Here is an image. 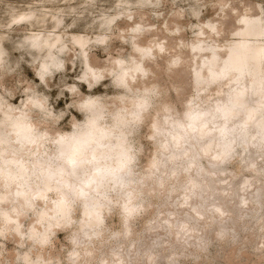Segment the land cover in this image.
<instances>
[{
	"label": "rangeland",
	"instance_id": "rangeland-1",
	"mask_svg": "<svg viewBox=\"0 0 264 264\" xmlns=\"http://www.w3.org/2000/svg\"><path fill=\"white\" fill-rule=\"evenodd\" d=\"M247 21L264 0H0V264H264V55L227 66Z\"/></svg>",
	"mask_w": 264,
	"mask_h": 264
},
{
	"label": "bare ground",
	"instance_id": "bare-ground-1",
	"mask_svg": "<svg viewBox=\"0 0 264 264\" xmlns=\"http://www.w3.org/2000/svg\"><path fill=\"white\" fill-rule=\"evenodd\" d=\"M25 17H28V16H25ZM239 33L241 35L242 34L244 35H242V37L240 38L241 40L238 42L239 45L230 50L228 59H227V62H228L227 66H231L232 68L237 69L239 71L244 70L246 68H250V66L253 68V70H256L259 67L261 57L264 55V45L255 44L254 42L251 41V39H257L258 36L264 33V29L259 24L255 23L254 21H247L245 24V28H243L242 31ZM50 36L51 35L47 33H38V34L31 36V38L33 39V43L40 41V42H43L42 44H46L47 46H49V45H53V41H51L52 36L51 37ZM53 38H54L53 40L55 41L58 38V36H54ZM79 41L82 43L84 42L81 39ZM0 53H1V49H0ZM236 101L242 102V99L240 98V96L237 95L234 97L233 102L235 103ZM227 113H230V111L228 110ZM198 116L199 114L194 115L193 117L197 118ZM92 124L93 123L91 122L90 127L87 128L86 130H83V132L80 134L79 137H75V136L73 137L72 142H71L73 146L72 147L73 158L75 156L79 157L83 154L82 145L84 144L88 145L94 142L95 140H97V138H94V136L92 135L94 132H99L98 133L99 138L107 135V133L104 130L97 129V124L96 126ZM16 127L22 131H26L25 125L23 124L21 118L17 120ZM99 145H102V143H100ZM209 145H211V143H208L207 146ZM125 148H126L125 142L123 140H120L114 147H108L107 149H103L99 147L95 148L94 154L102 157V159L105 160L106 162H110L111 157H113L116 162H119L120 161L119 158L121 156H124ZM62 149L60 151H62ZM2 164L5 165V163H2ZM73 167L76 168V165H74ZM16 168L17 169L14 171V174L16 175H22V176L31 175L30 172L26 171V168L23 164L17 165ZM48 181L49 179H45L46 184H48ZM102 182H105V180H100V179L98 180V183H102ZM98 212H99L98 208L95 207L92 209V211L89 214L90 215L93 214L94 219H97Z\"/></svg>",
	"mask_w": 264,
	"mask_h": 264
}]
</instances>
